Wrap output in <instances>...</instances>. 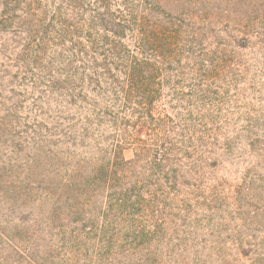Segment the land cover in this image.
<instances>
[{
  "label": "trees",
  "instance_id": "1",
  "mask_svg": "<svg viewBox=\"0 0 264 264\" xmlns=\"http://www.w3.org/2000/svg\"><path fill=\"white\" fill-rule=\"evenodd\" d=\"M263 223L264 0H0V264H244Z\"/></svg>",
  "mask_w": 264,
  "mask_h": 264
},
{
  "label": "rangeland",
  "instance_id": "2",
  "mask_svg": "<svg viewBox=\"0 0 264 264\" xmlns=\"http://www.w3.org/2000/svg\"><path fill=\"white\" fill-rule=\"evenodd\" d=\"M259 227V229L258 230H256V231H254V234H255V237H256V239H254L255 241H257V244H258V246H257V249H258V251H260L261 253H260V256H258L257 255V250H256V252L252 255V256H254L255 258L257 257H262V259L261 260H255V261H253L252 262V260L253 259H251V260H248L246 263H244V264H264V223L262 224V226H258ZM261 243V244H260ZM255 246H253V248H254ZM253 257V258H254Z\"/></svg>",
  "mask_w": 264,
  "mask_h": 264
}]
</instances>
